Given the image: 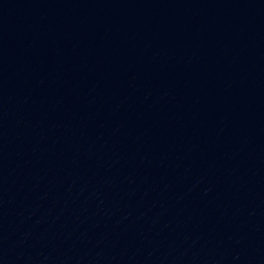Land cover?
Segmentation results:
<instances>
[{
	"label": "water",
	"instance_id": "obj_1",
	"mask_svg": "<svg viewBox=\"0 0 264 264\" xmlns=\"http://www.w3.org/2000/svg\"><path fill=\"white\" fill-rule=\"evenodd\" d=\"M0 264H264V0H0Z\"/></svg>",
	"mask_w": 264,
	"mask_h": 264
}]
</instances>
